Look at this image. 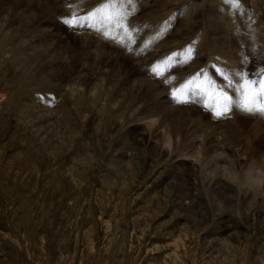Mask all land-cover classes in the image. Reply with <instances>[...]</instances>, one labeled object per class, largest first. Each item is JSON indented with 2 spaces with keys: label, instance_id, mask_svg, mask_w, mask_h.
<instances>
[{
  "label": "rangeland",
  "instance_id": "374dc122",
  "mask_svg": "<svg viewBox=\"0 0 264 264\" xmlns=\"http://www.w3.org/2000/svg\"><path fill=\"white\" fill-rule=\"evenodd\" d=\"M5 1L3 4L0 2L3 5H0V27H2L0 33V264H264V193L261 191L252 193L247 190L245 185L247 183L244 181L246 180L244 175L248 176L249 181V177L254 175L256 177V172L264 166V136L257 138L252 142L254 145L249 147L251 149L254 146V150L248 152L249 156L255 152L253 157H250L253 158L252 160L234 154L236 151L242 153L244 142L250 141L249 133L256 130L254 122L257 120H252L247 114H242L243 116L238 114L233 116L232 120L224 118L225 123L221 122L223 118L218 122L219 119L202 111V109L208 110L203 107V100L202 105L187 103L189 106H184L185 104L176 103L181 107H174L175 110L184 108L193 112L194 116L189 115L190 123L198 124L201 118L199 123L201 126H204L203 122L215 126V129L204 128L202 133L205 131V134L202 137L198 135L197 149L188 140L190 148L186 147L185 153L189 157L200 149L207 135L223 143H225L223 140L227 141L228 147H235L232 140L235 145L241 142L235 151L234 148L233 151L226 150L227 157L224 158L217 148L220 145L216 147L213 144L209 146V152L206 151L207 155L205 153L207 157L205 155V159L201 157L198 165L196 156L195 159L192 158L193 161L189 159V167L194 170L202 168V173L205 172L206 176L210 175L208 180L217 185L220 182L224 186L226 183L231 184L237 190L214 192L203 187L201 198L204 199V207L200 214L183 212L173 203L172 195L170 197L163 181L169 171L176 170L177 163L172 161L173 158L167 157L161 149L155 153L151 150L152 147L140 144L142 142L139 141L138 144L135 143L136 130H144V134L149 136L147 127L152 116L151 113L140 112L141 109L134 115V109L138 105L137 103L131 105L132 101L127 97H124V100H117L113 91L117 77L112 71L115 56L111 57L112 54L118 57L120 55L119 60L122 61V65H116L118 70L121 66L123 69L128 67L133 74L136 73L134 75L137 79L146 81V85L148 81L158 89L159 96H156L158 102H163L165 105L167 101L166 103L171 104L174 100L167 91L174 86H170L171 81L165 83L166 78L176 77L175 80L181 82L198 71L207 70L217 81L212 67L214 64L222 68L231 59L247 57V60H253L252 37L256 36L259 41H264V1L242 0L243 8L241 13L237 14L234 8H229L227 0H203V2L155 0V3H161L155 6L165 7L163 11L166 14L161 17L151 16L149 20L157 19L158 28L165 20L171 18V26L165 32V38H171L169 43L173 46L168 42L165 45L161 39H154L155 29L149 26V22L143 23V16L140 20V14L146 12L148 8L139 4L145 9H141L138 17H135L137 15L130 17V20L138 18L139 22L137 19L136 22L138 25L141 24L142 33L137 36L134 34V37L137 41L141 38L138 41L139 47L145 41H152L155 47L160 49L158 60L149 68H141V65L135 63V59L125 57L119 48L110 43L86 46L84 41L88 38L85 39L84 35L87 36L85 32L78 34L68 31V27L59 31L56 28H49L44 23L48 16L44 18L41 14L42 16L39 15L35 21L29 20L30 22L26 23L27 17L22 10L25 4L15 5V0ZM101 1L91 0L90 7L99 5ZM36 2L50 3L58 7V4H54L52 0H36ZM172 3L174 10L172 7L169 10L168 5ZM194 9L193 15L197 14V17H188ZM57 13L62 20L70 17V13L64 14L62 10ZM253 15L257 19L254 20ZM186 16L189 20H185ZM192 20L198 22L194 23ZM181 24H184L185 29L181 28ZM191 25L192 29H190ZM259 27L263 28V32L261 31L263 34L257 29ZM17 30L18 35L15 34ZM177 30L178 32L181 30V33H177ZM56 31L61 33L60 36H54ZM257 33L260 35L258 36ZM172 37L178 41V43L174 42L178 45L171 42ZM218 39L222 44L217 42ZM220 40H225L226 43ZM203 43L205 47L202 46ZM189 45H194L196 50L193 59L186 65L171 68L169 72L176 74L171 76L165 72L169 76L163 75L161 78L151 73V67L157 62L164 61L170 54H177L173 57V62H176L177 58H182L184 50ZM173 47L177 48L173 49ZM226 47L231 48V51ZM96 48L109 52L104 56V59L108 57L107 62L105 60L103 63L100 62V65L104 66L90 64L93 56L89 57L88 53L95 51ZM165 48L170 49H166L167 52ZM33 61H37L36 66ZM88 65H92L94 71H90L91 66ZM181 68L186 69L180 71ZM81 72L85 76H82ZM251 73L255 72L251 71ZM83 80H88L89 85L83 86ZM97 86L101 87L102 91L95 90ZM73 88L80 93L72 98ZM95 91L99 93L96 94ZM162 91L165 95L163 98L160 96ZM169 94V97L166 96ZM141 104L142 107L145 106V101ZM117 111L118 115H116ZM160 111L162 114L157 118L160 125L156 127L162 126L167 120L178 118L181 114L179 111L169 114L162 108ZM160 111H156V116ZM133 115L137 116L134 117L135 120L131 117ZM230 115L231 112L228 117ZM36 117L39 120H36ZM226 123L234 126H226V128L223 125ZM260 124L264 126L263 120H260ZM159 134L162 135V130L156 129L151 138L159 142L162 138ZM176 151L175 149L174 154ZM85 153H89L92 158L88 154L85 156ZM123 154L126 157L130 155L128 161H134L138 165L136 177L130 176L124 179L120 173H117L119 165L115 161L116 155L120 157ZM214 160L217 162L215 163ZM151 164L154 165L150 170ZM261 164L262 166L259 167ZM247 166L250 168L247 169ZM230 168L235 169L236 172ZM253 168L256 169L252 171ZM230 171L236 173L238 177L240 175L241 178L228 180L226 176L230 175ZM250 172L254 175L249 176ZM197 176L198 184H203L205 179L201 177L202 181L200 172H197ZM241 185L244 186L243 189ZM219 204L222 208L216 210Z\"/></svg>",
  "mask_w": 264,
  "mask_h": 264
},
{
  "label": "bare ground",
  "instance_id": "6f19581e",
  "mask_svg": "<svg viewBox=\"0 0 264 264\" xmlns=\"http://www.w3.org/2000/svg\"><path fill=\"white\" fill-rule=\"evenodd\" d=\"M39 1H41V0H39ZM46 1V0H45ZM53 1V3L54 4H58V7L57 6H53V5H51L50 3L48 4V3H45V2H43V3H37L36 2V0H15V5H17V4H20V3H23V4H25L23 7V13H25L26 14V16L25 17H27V20L26 19H24V20H26L25 22L27 23V21L28 22H30V21H35V19H38V17H39V15L40 16H42V15H44V18L45 17H47L48 16V18H46V22H44V23H46L48 26H49V28H51V29H53V28H56V29H58V31H59V29L61 30V29H67L66 28V26L64 25V23L62 22V19L60 18L61 16H60V14H58L57 13V11H59V10H62V11H64V14L65 13H70V16H71V9L69 8V5L71 4V6H72V9H75L76 11H78L81 15H83V14H85V13H87L88 11H90V10H92L93 8H95V7H93V8H91L90 7V5H91V0H52ZM157 1H159V0H157ZM162 1V0H161ZM166 0H164L163 2H165ZM167 1H169V2H171L170 0H167ZM176 1V0H175ZM178 1H180V0H178ZM184 1V0H183ZM202 2H203V0H201ZM200 1V2H201ZM214 1V0H213ZM258 1H260V0H258ZM264 1V0H263ZM0 2H2V4H3V2L5 3L6 1L5 0H0ZM95 2V1H94ZM102 2V1H101ZM174 2V1H173ZM181 2V1H180ZM179 2V3H180ZM187 2V1H186ZM186 2H184V3H186ZM199 2V3H200ZM208 2V1H207ZM219 1H217V3H218ZM250 2V1H249ZM8 3V2H7ZM97 3V2H96ZM96 3H94V4H96ZM159 2H157V3H155V0L154 1H152V0H138V3H137V8H138V11L135 13V15H137V16H135V17H138V14H140V11H141V9H145V8H142V7H140L139 6V4L140 5H143L144 7H147L148 9V11L147 10H145L146 12H144L143 14H140V20H141V17L143 16L144 17V22L143 23H146L147 24V22H149V26L150 27H152V29H155L154 30V32H155V34L157 35V32H156V30H157V23L159 22L157 19H155V20H149L150 18H151V16H162V15H164V14H166V13H164V11H163V8H165V7H163V8H159V7H157V6H155L156 4H158ZM205 3H206V1H205ZM204 3V4H205ZM215 3V2H214ZM261 3V2H260ZM101 4V3H100ZM99 4V5H100ZM159 4H161V3H159ZM166 4V3H165ZM176 4V3H175ZM182 3H180V6H182L181 5ZM256 3L254 2V5H255ZM0 5H1V3H0ZM168 5V4H167ZM197 5V4H196ZM199 5V4H198ZM206 5V4H205ZM245 5V4H244ZM253 5V4H252ZM1 6H3V5H1ZM98 6V5H97ZM162 6H164V4L162 5ZM173 6V3L170 5H168V9L170 8V7H172ZM224 6V5H223ZM11 7V6H10ZM175 7V6H174ZM177 7V6H176ZM196 7V6H195ZM200 7V6H199ZM202 8H203V6H201ZM200 7V8H201ZM252 7V6H251ZM178 8V7H177ZM197 8V7H196ZM262 8V7H261ZM5 9V8H4ZM172 9H173V7H172ZM249 9V8H248ZM256 9H257V6H256ZM167 10V9H166ZM165 10V12H167ZM170 10V9H169ZM174 10V9H173ZM198 10H200V9H198ZM203 10V9H202ZM202 10H201V12H202ZM261 10V9H260ZM259 10V11H260ZM6 11V10H5ZM9 11V10H8ZM19 11H21V10H19ZM214 11V10H213ZM204 12V11H203ZM209 12V11H208ZM262 12V11H261ZM1 13V12H0ZM170 13V12H169ZM193 13H195V9H194V12H192V14H191V16H188V17H192V16H194L193 15ZM197 13V12H196ZM257 13V12H256ZM7 14V13H6ZM42 14V15H41ZM155 14H157V15H155ZM261 14H263V13H261ZM21 15H22V13H21ZM197 15V14H196ZM195 15V16H196ZM203 15V14H202ZM248 15H250V13L248 14ZM6 16V15H5ZM10 16V15H9ZM23 16V15H22ZM194 16V17H195ZM15 17V16H14ZM30 17V18H29ZM150 17V18H149ZM160 17H157V18H160ZM193 17V18H194ZM197 17V16H196ZM202 17V16H201ZM201 17H199V18H201ZM212 17V16H211ZM215 17V16H214ZM213 17V18H214ZM253 17H254V20L255 19H257V18H255V16L253 15ZM257 17H259V16H257ZM175 18V17H174ZM199 18H197V19H199ZM247 18V17H246ZM136 19L138 20V18H135L134 20H130V22L132 23V24H134V26H135V30H133L132 31V40H131V42L130 43H128L127 42V40H126V37H124V33L122 32V31H118L116 28H111L110 29V34H111V36H113V37H115V39H108V38H105L102 34H100V33H98V32H96V31H93V30H91V29H85V28H77V29H75V30H72V29H70V28H68L67 30L69 31V30H71V31H74L75 33H84V34H87V36L86 35H84L85 36V39H86V37L89 39H87L86 41H84L85 42V44H86V46L88 45H95V44H98V43H104V42H107V43H110V44H112L113 46H115V47H117V48H119V50L122 52V54L123 55H125V57H129V58H133V59H135L136 60V62L135 63H137V65H141L142 67L141 68H146V67H150L152 64H153V62L155 63L158 59H157V56L159 55V53H160V49H159V47H155V43L154 42H149V41H145L144 42V44L141 46V47H139V42L138 41H140L141 40V38H139L138 39V41L135 39V37H134V34H136V36H137V34H140L141 35V33H142V28H141V24L140 25H138V22H139V20H138V22H136ZM154 19V18H153ZM186 19H188L187 18V16H186V18H185V20ZM249 19V18H248ZM2 20V19H1ZM30 20V21H29ZM189 20V19H188ZM195 20V19H194ZM194 20H192L193 22H194ZM246 20V19H245ZM253 20V19H252ZM22 21V20H21ZM45 21V20H44ZM166 21V20H165ZM179 21V20H178ZM199 21H201V20H199ZM216 21V20H215ZM227 21V20H226ZM233 21V20H232ZM248 21V20H247ZM263 21V20H262ZM186 22V21H185ZM187 22H189L190 23V21H187ZM192 22V23H193ZM195 22H198V20L197 21H195ZM194 22V23H195ZM210 22V21H209ZM255 22H257V21H255ZM25 23V24H26ZM202 23V22H201ZM204 23V22H203ZM222 23V22H221ZM228 23V22H227ZM260 23V22H259ZM30 24V23H29ZM28 24V25H29ZM175 24V23H174ZM199 24V23H198ZM216 24V23H215ZM233 24V23H232ZM252 24V23H251ZM261 24H262V22H261ZM24 25V24H23ZM27 25V26H28ZM177 25H178V23H177ZM182 26H181V28H183V29H185L184 28V24H181ZM196 25V24H195ZM202 25V24H201ZM222 25V24H221ZM226 25H228V24H225V26ZM253 25H255L254 24V22H253ZM257 25V24H256ZM2 26V25H1ZM4 26H6V25H4ZM3 26V27H4ZM197 26V25H196ZM215 26H217V25H215ZM252 26V25H251ZM147 27H148V25H147ZM200 27V26H199ZM220 27V26H219ZM218 27V28H219ZM222 27V26H221ZM230 27V26H229ZM1 28L2 27H0V33L2 32V30H1ZM21 28V27H20ZM193 28H194V26H193ZM249 28V27H248ZM256 28V27H255ZM261 30H260V29ZM259 28H257L259 31H260V34H263L262 32H263V28H261V27H259ZM178 29V28H177ZM187 30L189 29V28H186ZM190 29H192V25L190 26ZM197 29V28H196ZM217 29V28H216ZM226 29H228V28H226ZM232 29V28H231ZM246 29V28H245ZM252 29V28H251ZM257 29H256V31H257ZM263 29V30H262ZM176 30V29H175ZM233 30V29H232ZM253 30V29H252ZM54 31V30H53ZM137 31H139V33H137ZM171 31H173V30H171ZM181 30H179V32H180ZM217 31V30H216ZM262 31V32H261ZM66 32V31H65ZM153 32V33H154ZM178 32V30H177V33H179ZM187 32V31H186ZM220 32V31H219ZM251 32V31H250ZM254 32V31H253ZM17 33V35H18V33H19V31L17 30V32L15 31V34ZM42 33V32H41ZM73 33V32H72ZM89 33V34H88ZM170 33V32H169ZM173 33H175L176 34V32H173ZM172 33V34H173ZM181 33V32H180ZM196 33V32H195ZM206 33V32H205ZM208 33V32H207ZM256 33V32H255ZM9 34V33H8ZM15 34H13V36L15 35ZM54 34V33H53ZM60 34L61 33H59V32H57L56 31V33H55V35L54 36H60ZM69 34V33H68ZM74 34V33H73ZM213 34V33H212ZM220 34V33H219ZM225 34V33H224ZM247 35L249 34L248 32L246 33ZM258 34V36L260 35L259 33H257ZM17 35H15V36H17ZM67 35V34H66ZM90 37H89V36ZM190 36H192L193 35V33H192V35L191 34H189ZM203 35V34H202ZM208 35V34H207ZM264 35V34H263ZM53 36V35H52ZM76 36H78V35H76ZM95 36H96V38H95ZM165 34L162 36V37H160V38H158V39H161V42H165V45H166V43L168 42V44H171V46H173L172 45V43H169V41L171 40V38L170 39H166L165 38ZM171 36H173V35H171ZM179 36H181V35H179ZM178 36V37H179ZM189 36V37H190ZM194 36V35H193ZM205 36V35H204ZM203 36V37H204ZM210 36V35H209ZM227 36V35H226ZM97 37H98V39H97ZM177 37V38H178ZM187 37V36H186ZM11 38V37H10ZM184 38V37H183ZM193 38V37H192ZM208 38V37H207ZM237 39H238V37H236ZM249 38V37H248ZM260 38V37H259ZM60 39H62V38H60ZM84 39V40H85ZM124 40V42H118V41H121V40ZM181 39V38H180ZM180 39H179V42H180ZM185 39V38H184ZM190 39V38H189ZM222 39H223V37H222ZM227 39V38H226ZM262 39V38H261ZM187 40H188V38H187ZM229 40V39H228ZM24 41H28V40H24ZM87 41H88V43H87ZM175 41H177L176 39H173V37H172V41L171 42H175ZM206 41V40H205ZM204 41V43H206ZM212 41H214V40H212ZM217 41V40H216ZM221 41V40H220ZM250 41V40H249ZM39 42V41H38ZM81 42H83V41H81ZM156 42V41H155ZM163 42V43H164ZM184 42V41H183ZM217 42H219V39H218V41ZM216 42V43H217ZM221 42H225V40L224 41H221ZM247 42H248V40H247ZM26 42H24V44H25ZM157 43V42H156ZM177 43H178V41H177ZM177 43H174V45L176 44V45H178ZM185 43V42H184ZM204 43L202 44V46L204 45ZM220 43V42H219ZM226 43V42H225ZM252 44H253V60L251 59V60H247L246 62H244L243 61V59L242 58H238V59H234V60H228L229 62L226 64V65H223V67L222 68H225V69H228V70H230V71H238V70H244V71H246V72H250L251 73V71L253 72H255V73H257L256 71L257 70H259L260 68H262V67H264V41L263 40H260L259 41V39H257L256 38V36H254V37H252V42H251ZM68 44V43H67ZM84 44V43H83ZM83 44H79V45H83ZM181 44H182V42H181ZM180 44V45H181ZM218 44V43H217ZM216 44V45H217ZM220 44H222V43H220ZM229 44V43H228ZM30 45V44H29ZM78 45V46H79ZM127 45V46H126ZM184 45V44H183ZM199 45H201V44H199ZM226 45V44H225ZM236 45V44H235ZM33 46H34V44H33ZM100 46V45H99ZM213 46H214V44H213ZM232 46V45H231ZM234 46V45H233ZM22 47H23V45H22ZM36 47V46H35ZM47 47H49V46H47ZM46 47V48H47ZM81 47V46H80ZM164 47V46H163ZM201 47V46H200ZM203 47H205V46H203ZM207 47V46H206ZM210 47V46H209ZM216 47V46H215ZM251 47V46H250ZM89 48V47H88ZM172 48V47H171ZM176 49L177 47H173V49ZM179 48V47H178ZM221 48V47H220ZM226 48H228V47H226ZM241 48V47H240ZM245 48V47H244ZM252 48V47H251ZM37 49V48H36ZM49 49V48H48ZM87 49V48H86ZM85 49V50H86ZM91 49V48H90ZM93 49H94V47H93ZM129 49H132L131 51L129 50ZM166 49H170V48H165V50ZM206 49V48H205ZM211 49V48H210ZM215 49V48H214ZM217 49H219V48H217ZM229 49V48H228ZM231 49V48H230ZM229 49V50H230ZM35 50V49H34ZM40 50V49H39ZM46 50V49H45ZM44 50V51H45ZM77 50V49H76ZM88 50V49H87ZM221 50V49H220ZM37 51V50H36ZM89 51V50H88ZM143 51V52H142ZM162 51V50H161ZM167 52H168V50H166ZM166 51H165V53H166ZM196 51V50H195ZM203 51V50H202ZM205 51H207V50H205ZM212 51V50H211ZM219 51V50H218ZM231 51V50H230ZM230 51H227V52H230ZM163 52V51H162ZM238 52V51H237ZM40 53V52H39ZM44 53V52H43ZM42 53V54H43ZM215 53H219V52H215ZM231 53V52H230ZM46 54H47V52H46ZM87 54V53H86ZM89 57H90V55L91 56H93L91 59H90V64H92V65H100V62L102 61V63H103V60H105L106 62H107V58L106 59H104V56H106V54L108 55L109 54V52H106L105 50H100V49H95V51H90L89 53ZM197 54V53H196ZM211 54V53H210ZM220 54V53H219ZM44 55V54H43ZM48 55V54H47ZM85 55V54H84ZM145 55V56H144ZM147 55H149V57L147 56ZM165 55V54H164ZM164 55H163V58H165L164 57ZM213 55H214V53H213ZM222 55H225V54H222ZM114 57L115 56V58H114V60H113V62L115 63V65H114V70H112L113 72H115V75H116V83L113 85V88H114V90L113 91H115L114 92V94L117 96L116 98H117V100L119 101V100H121V99H123L124 97H127V98H129V99H131L130 101H132V102H130V104L131 105H133V103L134 104H136V105H138L137 107H139V106H141V107H139V108H137L136 107V109H134L135 110V112H134V115H135V113H138V111L141 109V111L140 112H142V111H145V112H147V113H151V115L150 116H152V118L150 119V123H148V127H147V130H148V134L147 135H149V136H146L145 134H144V130L142 131V130H136L135 131V137H134V141H135V143H139V142H142V143H140V144H144V145H146L147 147H152L151 148V150L153 151V152H155V153H158L157 151H159L160 149H161V151H163V152H165V155L167 156V157H169V158H173L172 159V161H175L177 164L175 165L176 166V170H173V171H169V174H168V176H166V178H165V176H164V178L165 179H163V181L165 182V184H166V190H168V192L170 193V197H171V195H172V200H173V203H175L176 204V207L178 208V209H180L181 211H183V212H187V213H192V214H197V215H199L200 214V212H201V210H202V208L204 207V199L203 198H201L202 196H201V188H203V187H206L207 188V190H213L214 192H220V191H222V190H228V191H232V190H234L235 189V187L234 186H232L231 184H228V183H226L227 181H225V183H226V185L224 186V185H222V182H220V184L219 185H217V184H215L214 182H212L211 180H208V177H210V175H208V176H206L205 174V172H203L202 173V171H203V169L202 168H200V169H198V170H194V168H190L189 167V165H188V161H189V159L191 160V161H193L192 160V158L193 159H195V156L197 157V159H198V161H197V159H196V163H197V165H198V163L201 161V157H203V159H205L207 156V153H206V151L208 150V148H209V146L210 145H213V144H215V146L217 147V145H220V146H222V147H217L218 148V150H219V152H221V154L222 155H224L223 156V158L224 157H227L226 155V150L228 151L229 149H230V151H233L232 150V148H234V151H235V148L236 147H239V146H237V145H240L241 144V142L239 143V144H236L235 145V143L233 142V140L231 141L232 142V144L235 146V147H228V142L227 141H225V140H223L225 143H223V142H221L219 139H215V138H213V137H210V135H207V137H206V141L204 142V143H202V145H201V147H200V149L196 152V153H194L193 155H191V157H189L186 153H185V151H186V147H188V142L190 141L191 142V144H192V146H196V149L198 148V146L197 145H199V143H198V135L199 136H201L202 137V135L203 134H205V131L202 133V131L204 130V128H206V129H215L214 127L215 126H213L212 124H210V123H205V122H203V124H204V126H201V124H199L200 122H201V118H199V123L198 124H196V122H193V123H190V117H189V115H193L192 113V111L190 110L189 111V109L188 110H185L184 108H181V109H177V110H175L174 109V107H177V108H179V107H181V105H179V104H176V102L175 101H171L172 103L170 104V103H166L165 102V105L163 104V102H158V100L156 99V96L158 95L159 96V94L157 93V90L158 89H156L155 87H154V85H151V83H149L148 81H147V85H146V81H141V80H139V79H137L136 77H135V75H136V73H132V71L131 70H129V68L127 67V68H125V69H123L122 68V66L120 67V69L118 70L117 69V66H119V65H122V61H120L119 60V57H120V55H119V57L118 56H116V55H111V57ZM140 56V57H139ZM146 56H147V58L148 59H146ZM161 56V55H160ZM229 56V55H228ZM39 57V56H38ZM41 57V56H40ZM87 57V56H86ZM102 57V58H101ZM144 57V58H143ZM205 57H206V55H205ZM235 57V56H234ZM32 58H33V56H32ZM48 58V57H47ZM159 58V57H158ZM162 58V57H161ZM37 59V58H36ZM35 58H34V60H36ZM38 59H40V58H38ZM41 59H42V57H41ZM40 59V60H41ZM49 59V58H48ZM58 59V58H57ZM86 59V58H85ZM113 59V58H112ZM111 59V60H112ZM225 59V58H224ZM39 60V61H40ZM50 60V59H49ZM132 60V59H131ZM219 60H220V58H219ZM55 61H56V59H55ZM77 61V60H76ZM88 61H89V59H88ZM109 61V60H108ZM199 61V60H198ZM204 61V60H203ZM206 61V60H205ZM34 62V61H33ZM36 62L37 61H35L34 63H35V66H36ZM44 62V61H43ZM45 62H47V61H45ZM44 62V63H45ZM50 62V61H49ZM92 62V63H91ZM88 63V62H87ZM86 63V64H87ZM202 63V62H201ZM38 64H39V62H38ZM41 64H43L42 62H41ZM48 64V63H47ZM51 64V63H50ZM83 64H84V62H83ZM82 64V65H83ZM85 64V65H86ZM107 64V63H106ZM113 64V63H112ZM197 64H199V62L197 63ZM220 64V63H219ZM46 65V64H45ZM44 65V66H45ZM49 65V64H48ZM92 65H88V66H91V67H89L90 69V71H94V67L92 66ZM102 65V64H101ZM100 65V66H101ZM110 65V64H109ZM117 65V66H116ZM210 65V64H209ZM42 66V65H41ZM43 66V67H44ZM102 66H104V65H102ZM40 66H37V68H39ZM51 67V66H50ZM58 67V66H57ZM83 67H85L84 65H83ZM82 67V68H83ZM102 68V67H101ZM152 68V67H151ZM41 69V68H40ZM39 69V70H40ZM79 69V68H78ZM187 69H189V68H187ZM47 70V69H46ZM100 70V69H99ZM30 71V70H29ZM48 71V70H47ZM57 71V70H56ZM98 70H96V72H97ZM149 71V70H148ZM191 71V70H190ZM83 72V71H82ZM82 72L80 73V74H82ZM92 73V72H91ZM193 73V72H192ZM111 74V73H110ZM187 74V73H186ZM87 75V74H86ZM100 75V74H99ZM109 75V74H108ZM112 75H113V73H112ZM77 76H79V74L77 75ZM82 76H85L84 74H82ZM106 76H107V74H106ZM134 76V77H133ZM188 76V75H187ZM186 76V77H187ZM88 77V76H87ZM104 77H105V73H104ZM152 77H154V76H152ZM183 77V76H182ZM107 78V77H106ZM98 79V78H97ZM155 79V78H154ZM82 80V79H81ZM115 81V80H114ZM121 81V82H120ZM131 81H132V84H131ZM151 81V80H150ZM44 82V81H43ZM83 86H87V82H88V80L86 81V80H83ZM183 81H181V82H179V81H176V80H171V83L172 84H170V86H174V87H179V85L182 83ZM45 83V82H44ZM51 83V82H50ZM99 83V82H98ZM120 83V84H119ZM145 83V84H144ZM153 83V82H152ZM155 83V82H154ZM44 85V84H43ZM46 86H48L47 84H45ZM89 85V84H88ZM99 86H100V84H98ZM119 85H121L119 88H118V86ZM96 86V85H95ZM44 87V86H43ZM72 87V86H71ZM93 87V86H92ZM163 87V86H162ZM162 87H160V88H162ZM46 89V88H45ZM165 89V88H164ZM172 89L173 88H171L170 90H168L167 91V93H170L171 94V91H172ZM95 90H98V91H102V89H101V87H99L98 88V86L95 88ZM120 90V91H119ZM56 91V90H55ZM70 91V90H69ZM68 91V92H69ZM96 92L95 91V93L96 94H98L99 92ZM110 91V90H109ZM112 91V92H113ZM170 91V92H169ZM43 92V91H42ZM50 92V91H49ZM58 92L59 91H57L56 93L58 94ZM78 92L79 91H77V89H72V93H71V95H72V98L73 97H75V96H78L77 94H78ZM107 92H108V90H107ZM39 93V92H38ZM45 93V92H44ZM55 93V94H56ZM80 93V92H79ZM82 93V92H81ZM43 94V93H42ZM42 94H40V95H42ZM47 94V93H46ZM60 94V93H59ZM63 94V93H62ZM95 94V95H96ZM101 94V93H100ZM113 94V93H112ZM113 94V95H114ZM119 94V95H118ZM170 94L169 95H166V96H170ZM53 95V94H52ZM52 95H51V97H52ZM61 95V94H60ZM80 95V94H79ZM83 95V94H82ZM107 95V94H106ZM163 95H164V91H162V93H160V96H161V98H163ZM36 96V95H35ZM49 96V95H48ZM98 96V95H97ZM101 96V95H100ZM112 96V95H111ZM165 96V95H164ZM33 97H34V95H33ZM39 98V97H38ZM40 98H42V96H40ZM80 98H82V97H80ZM106 98V97H105ZM115 98V97H114ZM116 98H115V100H116ZM127 98H125V100L127 99ZM46 99V98H45ZM49 99V98H48ZM50 99H52V98H50ZM33 100V99H32ZM47 100V99H46ZM45 100V101H46ZM115 100H114V102H115ZM124 100V99H123ZM165 100V99H164ZM163 100V101H164ZM127 101V100H126ZM142 101H143V103H144V101H145V106H143L142 107ZM161 101V100H160ZM106 102V101H105ZM117 103V102H116ZM122 103V102H121ZM120 103V104H121ZM120 104H118L119 106H121ZM126 104V103H125ZM189 104V103H188ZM110 105V104H109ZM128 106V105H127ZM184 106H189V105H187V104H185ZM38 107V106H37ZM131 107V106H130ZM51 108V107H50ZM114 108V107H113ZM116 108V107H115ZM133 108H135V107H133ZM132 108V109H133ZM162 108V110H166L169 114H172V113H174V112H177V111H179L181 114H179L178 116V118L176 117V118H174V120H171L170 118V120L171 121H168L167 120V122H164L163 123V125L162 126H160V127H156L157 125H160V123H158V120H157V118L160 116V114H162L161 112L162 111H160V109ZM124 109V108H123ZM34 110V109H33ZM119 110V109H118ZM160 111V112H157L158 114H157V116H156V111ZM186 112H185V111ZM193 110V109H192ZM130 111H131V109H130ZM198 111V110H197ZM235 111H238V113H233V112H235ZM37 112V111H36ZM38 112H41V111H38ZM37 112V113H38ZM125 112V111H124ZM195 112V111H194ZM25 113H26V111H25ZM118 111H117V114L116 115H118ZM131 113V112H130ZM115 114V113H114ZM232 114H234L233 116H238V114L239 115H241V116H243L244 114H247V113H245V112H242V111H240V110H238V109H233L232 111H231V115ZM243 114V115H242ZM37 115V114H36ZM35 115V116H36ZM42 115V114H41ZM53 115V114H52ZM131 116L132 118H134L135 116ZM230 115V116H231ZM121 116H123V115H121ZM130 116V115H129ZM170 116V115H169ZM194 116V115H193ZM229 116V117H230ZM248 116H250L251 117V119L253 120V119H255V120H257V121H255L254 123H255V125H254V128L257 130H255V131H253V132H251V133H249V138H250V141H245L244 142V145H243V148H241L242 150H241V152L242 153H237V151L236 152H234V154H238V156L241 158H249L248 160H252L253 158H250V157H253V155L255 154V152H253V153H251V155L249 156V153L248 152H250V151H253L254 150V146H252V148L250 149L249 147L251 146V145H254L252 142H255L256 140H257V138H259L260 136H264V126L263 125H261L260 124V120H263V123H264V117H262V116H260V115H251V114H247V117ZM137 117V116H136ZM135 117V118H136ZM227 117H228V115H227ZM135 118L133 119V120H135ZM148 118V117H147ZM165 118V117H164ZM173 118V117H172ZM198 118V117H197ZM224 118H226V117H223V120L221 121V122H223V123H225V119ZM237 118V117H236ZM235 118V119H236ZM43 119V118H42ZM52 119V118H51ZM163 119V118H162ZM220 119L221 118H219V121L218 122H220ZM36 120H39L37 117H36ZM232 120V119H231ZM148 122H149V120H148ZM161 122V121H160ZM57 123V122H56ZM215 123V122H214ZM48 124H50V123H48ZM53 124H55V123H53ZM56 125H58V124H56ZM146 125V124H145ZM214 125H216V124H214ZM223 125H225V127L226 126H228V127H233L234 125H231V124H223ZM126 127V126H125ZM217 127V126H216ZM221 127V126H220ZM224 127V126H223ZM227 128V127H226ZM50 129V128H49ZM156 129L158 130H162V135L161 134H159V135H161L162 136V138H161V141H157V140H154L153 138H151V136H152V134H153V132L154 131H156ZM56 130V129H55ZM54 131V130H53ZM150 131V132H149ZM40 132V131H39ZM42 132V131H41ZM45 132V131H44ZM55 132V131H54ZM105 132V131H104ZM48 133V132H47ZM212 133V132H211ZM108 134V133H107ZM213 134V133H212ZM211 134V135H212ZM54 135H52V137H53ZM56 136V135H55ZM145 137V138H144ZM223 137V136H222ZM234 137V136H233ZM56 138V137H55ZM148 138V139H147ZM143 139H144V141H143ZM224 139V138H223ZM53 140H54V138H53ZM189 140V141H188ZM235 140V139H234ZM236 140H238V138L236 139ZM61 141V140H60ZM139 141V142H138ZM230 141V140H229ZM191 144H190V146H191ZM56 145H57V143H56ZM52 146V145H51ZM214 147V146H213ZM86 148V147H85ZM188 148H190V147H188ZM249 148V149H248ZM87 149V148H86ZM85 149V150H86ZM175 149L177 150L176 152H175V154H174V151H175ZM188 150V149H187ZM189 150H191V149H189ZM90 151V150H89ZM86 152V151H85ZM88 152V151H87ZM208 152H209V150H208ZM205 153H206V155H205ZM216 153H218V152H216ZM88 154V156H91V155H89V153H87ZM86 153H85V156L87 155ZM91 154V153H90ZM228 154H229V152H228ZM231 154V153H230ZM248 154V155H247ZM204 155L206 156L205 158H204ZM220 155V154H219ZM217 156V155H216ZM215 156V157H216ZM233 156V155H232ZM237 156V157H238ZM248 156V157H247ZM130 157V155L129 156H127L126 157V155H122V156H120V157H118V155H116V163L119 165V169L118 170H116L117 171V173H120V175L121 176H123V178L124 179H127V178H129L130 176L131 177H136L137 175H136V173H138V172H136V170H137V168H138V165H136V163H134V161H128V158ZM230 157V156H229ZM239 157H238V159H239ZM91 158H92V156H91ZM94 158V157H93ZM209 158H211L212 159V157H209ZM217 158V157H216ZM222 158V159H223ZM262 158V157H261ZM90 159V158H89ZM88 159V160H89ZM233 159V158H232ZM231 159V160H232ZM209 160V159H208ZM213 160V159H212ZM227 160H228V158H227ZM235 160H237V159H235ZM240 160V159H239ZM215 161V160H214ZM224 161V160H223ZM233 161H234V159H233ZM261 162H262V160H260ZM264 161V160H263ZM210 161H208V163H209ZM217 162V160L215 161V163ZM219 162V161H218ZM231 162V161H230ZM236 162V161H235ZM152 163V162H151ZM192 163V162H191ZM234 163V162H233ZM237 163V162H236ZM238 163H239V161H238ZM255 163V162H254ZM114 164V163H113ZM153 165L154 164H151L150 166H149V169L151 170L152 168H153ZM232 165V164H231ZM239 165V164H238ZM244 165V164H243ZM249 165H250V163H249ZM256 166H259V165H256ZM262 166V164L259 166V167H261ZM200 167V165L198 166V168ZM202 167V166H201ZM220 167H222V165H220ZM233 167V166H232ZM248 167L249 166H247V169H248ZM255 167V166H254ZM259 167H258V169H259ZM233 168H235V166L233 167ZM241 168V167H240ZM250 168V167H249ZM251 168H252V166H251ZM197 169V168H196ZM218 169H221V168H218ZM254 169H256V168H253V170L252 171H254ZM257 169V170H258ZM228 170V169H227ZM226 170V171H227ZM230 170H233L232 168H230ZM235 170V169H234ZM233 170V171H234ZM215 171H217V170H215ZM225 171V172H226ZM256 171V170H255ZM197 172H200V178L202 177V178H204L205 180H204V182H203V184H201V183H199L198 184V182L196 181V177H198L197 176ZM224 172V171H223ZM235 172H236V170H235ZM240 172V171H239ZM139 173H140V171H139ZM166 173V172H165ZM222 173V172H221ZM238 173V172H237ZM249 173V170H248V172H247V174ZM251 173V172H250ZM257 174H256V177H255V175L253 174V173H251V174H249V176L250 175H254V176H250L249 177V181H248V176H245L244 175V177L246 178V180H244L247 184H245L246 185V187H247V190H249V191H251L252 193H258V192H260L261 191V193L263 192L264 193V166L263 167H261L260 168V170H259V172H256ZM226 174H227V172H226ZM127 177V178H126ZM226 177H228V180L230 179V181H232V180H237V174L236 173H234V172H232V171H230V175L229 176H226ZM225 177V178H226ZM253 177H254V179H253ZM201 178V179H202ZM238 178H241L240 177V175H239V177ZM244 178V179H245ZM252 181H251V180ZM242 180H243V178H242ZM201 181V180H200ZM202 181H203V179H202ZM201 181V182H202ZM238 181H240V179L238 180ZM182 182H183V185H182ZM236 182V181H235ZM230 183H232V182H230ZM239 184V183H238ZM244 185V184H243ZM239 187V186H238ZM241 187H242V189H243V187L244 186H242L241 185ZM242 189H241V192H242ZM235 190H237V189H235ZM208 191V192H209ZM223 192V191H222ZM246 192V191H245ZM205 193V192H204ZM248 193V192H247ZM212 194V193H211ZM241 195V194H240ZM210 196H212V195H210ZM209 196V197H210ZM256 196V195H255ZM206 197V196H205ZM213 199V198H212ZM221 199V198H220ZM223 199V198H222ZM209 200V199H208ZM207 200V201H208ZM213 201V200H212ZM214 201H216V200H214ZM224 200H222V202H223ZM218 202V201H217ZM216 203V202H215ZM206 205V204H205ZM224 205V204H223ZM214 206V205H213ZM220 208H222V206H221V204H219L218 206H216V210H219ZM214 209V208H213ZM204 213V212H203ZM204 215H206V214H204Z\"/></svg>",
  "mask_w": 264,
  "mask_h": 264
},
{
  "label": "snow or ice",
  "instance_id": "6c2138e0",
  "mask_svg": "<svg viewBox=\"0 0 264 264\" xmlns=\"http://www.w3.org/2000/svg\"><path fill=\"white\" fill-rule=\"evenodd\" d=\"M137 3L138 0H102L100 5L83 15L72 9L70 4L71 16L63 18L62 22L72 30L91 29L108 39H115L111 36L110 29L116 28L124 33V37L130 43L132 31L135 30L130 17L138 11ZM227 3L229 8H234L237 14L241 13L242 0H227ZM170 26L171 18L157 28L154 39L162 37ZM118 42H124V40ZM194 51V45H189L184 50L183 57L177 58L175 63H173V57L177 54L173 53L164 61L154 64L150 71L153 75L161 77L175 66L186 65L193 59ZM242 59L244 62L247 61V57ZM212 67L215 75L223 80V84L217 83L207 70H201L184 80L179 87H174L171 91L172 99L179 104H199L203 100V107L217 119L226 117L234 108L247 114L264 117V68L252 74L244 70L230 71L215 64ZM175 79L176 77L166 78L165 83Z\"/></svg>",
  "mask_w": 264,
  "mask_h": 264
}]
</instances>
